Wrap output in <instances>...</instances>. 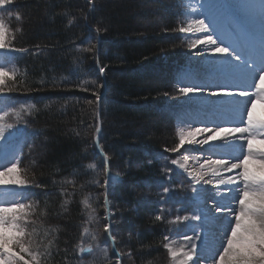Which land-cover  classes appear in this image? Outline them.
Returning a JSON list of instances; mask_svg holds the SVG:
<instances>
[{
	"label": "trees",
	"instance_id": "16d2710c",
	"mask_svg": "<svg viewBox=\"0 0 264 264\" xmlns=\"http://www.w3.org/2000/svg\"><path fill=\"white\" fill-rule=\"evenodd\" d=\"M169 1L166 21L145 30L135 22L140 15L138 0H13L0 11L16 36L15 46L29 49L13 53L17 90L1 96L14 101L16 108L35 105L16 124L22 126L26 140L20 166L34 179L22 200L35 205L31 219L36 224L29 228L37 229L38 240L45 230L49 235L44 243L53 240L51 255L41 258L42 264H75L74 260L82 264H163L164 236L184 232V225L167 221L181 215L175 209L192 198L189 181L176 172L166 174L164 169L170 166L157 156L162 146H175L171 135H177L176 117L163 114L161 103L181 98L176 75L183 51L189 50L177 30L185 20L180 11L183 6ZM93 45L91 52L83 51ZM99 67L105 68L104 73ZM96 94L101 97L99 103ZM151 115L155 117L153 134L138 128ZM161 119L169 126L167 139L161 137ZM14 120L9 118V122ZM97 127L108 168L121 176V182L108 191L113 213L110 229L117 237L120 257L103 230L108 223L102 186L105 163L94 144ZM88 164L96 168L89 169ZM182 182L184 191L179 189ZM172 186L174 190L161 201L162 187ZM85 197L98 222H88L91 209L82 203ZM161 205L172 209L171 215L161 213ZM158 214L164 219L157 221ZM85 227L98 233L97 241L82 235ZM81 243L91 244L93 252L78 259L76 250ZM105 246L107 257L101 250Z\"/></svg>",
	"mask_w": 264,
	"mask_h": 264
},
{
	"label": "snow or ice",
	"instance_id": "6c2138e0",
	"mask_svg": "<svg viewBox=\"0 0 264 264\" xmlns=\"http://www.w3.org/2000/svg\"><path fill=\"white\" fill-rule=\"evenodd\" d=\"M12 3L13 0H0V11ZM182 14L185 20L177 30L193 36L199 34V37L188 40V65L176 75V91L184 99L180 102L182 111L175 115L182 126L177 128L178 142L165 152L179 153L185 145L199 146L190 150L202 151L203 163H200L201 157L195 156L191 159L199 166H191L188 155L170 161L180 174H186L194 196L192 212L173 215L167 223L184 225L192 235L184 234L183 243L179 244L165 235L163 247L170 264H264V146L257 147L255 143L259 141L264 145V115L258 116L253 111L258 102L264 105V0H260L259 11L245 0L201 3L189 0L183 5ZM16 17L20 18L19 13ZM100 31L96 29L97 33ZM15 39V34L0 17V50L4 52L0 57V95L17 90L18 72L13 64V53L29 51L17 48ZM94 47L83 51L91 52ZM104 71V67H99L100 73ZM100 100V95L96 94V102ZM8 103L6 97L0 100V150L9 157L6 164L0 165V264H42L41 258L51 255L49 249L53 240L44 243L48 230L38 240L37 229L29 228L36 221L31 219L35 205L22 202L29 186L34 184L28 170L20 166L26 140L21 138L15 142L17 132L9 131L22 122L23 114L31 113L35 105L21 104L16 108L9 107ZM10 117L15 118L14 122H8ZM196 124L200 126H194ZM96 130L99 132V127ZM96 146L100 147L98 140ZM222 148H231L235 154L221 152ZM221 155L228 158H213ZM161 158L168 159L163 155ZM108 159L107 154H103L102 186L105 219L108 220L103 230L114 246L117 237L110 229L113 213L109 208L108 191L121 182V176L110 172ZM86 167L95 169L96 165ZM172 171L171 167L164 169L166 174ZM93 183L100 184L99 180ZM180 187L183 188V182ZM174 188L162 187L161 201H165ZM208 201H211L210 206ZM67 203L65 200L64 204ZM82 203L91 209L87 197ZM160 211L171 215L173 210L161 205ZM175 211L179 213L184 208ZM155 219L161 221L164 216L158 214ZM88 222H98L94 209L88 213ZM210 225L214 226V232H210ZM82 235H90L92 241L98 239V233L90 232L87 227ZM101 250L107 257V246ZM79 252L91 254L93 246L85 247L81 243Z\"/></svg>",
	"mask_w": 264,
	"mask_h": 264
},
{
	"label": "rangeland",
	"instance_id": "374dc122",
	"mask_svg": "<svg viewBox=\"0 0 264 264\" xmlns=\"http://www.w3.org/2000/svg\"><path fill=\"white\" fill-rule=\"evenodd\" d=\"M139 1V7L137 9V13L140 12V15L137 14L136 15V20L135 22L140 24L142 26V28L145 30L146 28H149L151 26H153L156 22H159V21H166L167 19V14H169L168 12V9H169V4H172V3H169L171 1L169 0H161V2H155L153 0H138ZM189 2V0H175V4H182V6L184 4H187ZM196 3H201V2H205V0H195ZM246 3L250 4V5H254L256 6V10L259 11V4H260V0H245ZM182 9H180V11L182 12ZM163 24H166V23H163ZM179 34L182 36V41L185 42V46L187 47V43H188V40L189 39H196L199 37V34L193 36L192 34H184V33H180ZM157 35V33L155 34V36ZM158 36V35H157ZM163 40L166 39L165 36L161 35ZM193 52L196 51V50H192ZM4 55V52L3 50H0V57H2ZM188 57H189V50H185L183 51L182 53V58H183V63L179 64V68H178V72L181 71L182 69H184L187 65H188ZM178 94V93H177ZM4 97H2L0 95V100H3ZM184 98L181 97L179 99H176V100H170V99H166L164 100V102H162V106H161V112L163 114H165V112H167L168 114H176V113H180L182 111V108L180 107V102L183 100ZM215 99V98H213ZM9 103H8V106L9 107H16L18 106L16 103H11L10 100H8ZM186 107V106H185ZM7 110V109H5ZM254 111V114L260 116V115H264V105H262L261 103H257L253 109ZM176 117V115H175ZM154 121H155V117L153 115H151L147 120H145L144 122L142 121L141 123H139V126L138 128L142 131H145L147 133H150V134H153V129L151 128V126H153L154 124ZM9 122V121H8ZM175 124H176V127H180L182 125L178 124L177 122V119H175ZM196 127L200 126L199 124H196L194 125ZM137 128V127H135ZM169 128L168 124L162 119H161V137L162 139H167V129ZM177 130V129H176ZM9 131H16L17 132V136L15 137V142H19L21 138H25V133L23 131V128L22 126H19L17 124H15V127L14 129L12 130H9ZM171 133V131H170ZM173 137V144L175 145L177 142H178V137L177 135H174L172 134L171 135ZM256 146L257 147H261V146H264V145H261L259 141H256ZM199 146H189V145H185L183 149L180 150L179 153H169V152H165V149H167V147L165 146H162L161 147V152L157 154L158 157H161V155L163 156H167L168 159L165 160V159H162L161 158V162L167 166H170L171 168H173V171L172 172H176L177 174L179 175H182L184 177L187 178L186 174H180L177 170H176V167L171 165L170 161L172 159H177L179 156H182V155H188L190 157L189 159V164L193 167H198L199 165L197 163H195L193 161V159H191L192 157H195V156H199L201 157V160H200V163H203V153L202 151H192L190 149H193V148H198ZM205 148L207 146H204ZM185 149H189L188 151H186ZM221 152H230V153H233V149L231 148H228V149H220ZM214 159L216 158H222V159H227V155H221V156H216V157H213ZM9 160V157L7 155H5L3 153L2 150H0V165H3V164H6ZM135 166L138 165V162L135 161L134 163ZM254 167H257V169L259 168L258 165H254ZM185 178V179H186ZM187 180L189 181V179L187 178ZM187 181V182H188ZM189 184V182H188ZM186 187V185H185ZM206 188H209V187H212V186H205ZM179 189L180 191H184V186L183 188H181L179 186ZM181 196V195H180ZM194 196V194H193ZM192 196V198H193ZM192 198L190 200H187L184 204V211H181V215H186V214H189L192 212V206H191V202H192ZM208 204L209 206L211 205V201H208ZM209 229H210V232H214L215 231V228L214 226H209ZM83 233V231H82ZM184 234H187V235H192L191 232L187 231V229L184 227V232L183 233H177V234H173V235H168L170 239H175L177 241V243H183V240H182V237ZM84 236V235H83ZM209 241L211 243L212 241V237L211 235L209 236ZM166 241L163 242V244L165 243ZM198 245H199V241H197ZM80 246V244H79ZM79 246L76 250V255H77V258L80 259V257H82L81 253L79 252ZM164 248V247H163ZM165 250V260L163 262V264H170V261H169V257H168V254H167V250L164 248ZM102 253V252H101ZM74 263L75 264H82L81 262H79L78 260H74ZM117 263V262H116ZM130 264H133V263H130ZM203 264H209V262H203Z\"/></svg>",
	"mask_w": 264,
	"mask_h": 264
},
{
	"label": "water",
	"instance_id": "95a60500",
	"mask_svg": "<svg viewBox=\"0 0 264 264\" xmlns=\"http://www.w3.org/2000/svg\"><path fill=\"white\" fill-rule=\"evenodd\" d=\"M98 135H99V134H97V136H96V138H95V145H96V140H98ZM96 148H97L98 153L100 154V156L103 158V153H101L100 148H98L97 146H96Z\"/></svg>",
	"mask_w": 264,
	"mask_h": 264
}]
</instances>
